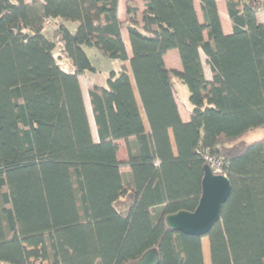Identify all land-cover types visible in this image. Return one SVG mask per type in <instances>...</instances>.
<instances>
[{"label": "trees", "instance_id": "1", "mask_svg": "<svg viewBox=\"0 0 264 264\" xmlns=\"http://www.w3.org/2000/svg\"><path fill=\"white\" fill-rule=\"evenodd\" d=\"M142 1L140 22L133 0L120 22L118 0H0V264H129L151 249L158 264H204L202 238L165 224L197 207L204 156L231 186L209 264H264V25L244 0H225L229 35L216 0H198L201 20L193 0ZM89 48L118 65L88 91L97 143L79 84L99 75ZM170 50L180 72L165 67Z\"/></svg>", "mask_w": 264, "mask_h": 264}, {"label": "crops", "instance_id": "2", "mask_svg": "<svg viewBox=\"0 0 264 264\" xmlns=\"http://www.w3.org/2000/svg\"><path fill=\"white\" fill-rule=\"evenodd\" d=\"M24 2L28 3L29 0H24ZM133 2L138 7L139 12L137 14V20L140 22L141 18H142V12H143V1L142 0H133ZM193 3H194V7H195V11H196L197 17H198L199 20H201V15H200V10H199V2H198V0H193ZM216 7H217V11H218L219 20H220V24H221V28H222L223 34L224 35L231 34L232 25H231V22L229 20L228 14H227L225 0H216ZM125 12H126V2H125V0H118L117 17H118L120 22H124L126 20ZM256 19H257L258 23L264 25V11L260 15L257 14L256 15ZM121 36H122L123 43L125 45V49H126V52L128 54V57H130V47H129L127 32L125 30H122L121 31ZM200 60H201V63H202L203 74H204L205 80L211 81V79H212L211 71H210V68H209V66L207 64L206 58H205V56L203 55L202 52H200ZM163 61H164L165 67L167 69L175 70V71H178V72L181 71V64H180V61H179V58H178V53H177L176 50L168 51L164 55ZM91 64L96 69V71L99 72V75H96L95 77H90V78H89V76L83 75L84 77H86V79H87L86 83L88 85V88L85 91L83 90V102H84V106H85L86 113H87V119H88V123H89V126H90L92 140H93V142L97 143L98 142L97 131H96V127H95L93 116H92V112H91V107H90V102H89V97H88V91L90 90V88L92 86V82H94V81L97 82L100 85H103V82L105 80L106 74L108 72H110V71L117 70L118 69V65L115 62H111L110 61V65L107 66L108 68H106L105 70H100L99 68L95 67L93 63H91ZM66 65H67V69L70 71L71 70L70 65L68 63ZM180 85L181 84L178 81H174V84H173V95H174L175 103L177 105V110H178L180 119H181V121L183 123H187L190 120L191 106H190V104L188 102V93H187V91H184L183 87H181L182 85L181 86ZM179 97H180V99L178 100ZM143 120H144V118H143ZM144 125H145V129L147 130V126L145 124V120H144ZM258 132L259 131L256 130V131H253V132L249 133L247 136H249L251 134H255L251 138L252 140H249V141L254 142V141L260 139L262 136L259 135ZM249 141H247V142H249ZM118 144H119V150H118V153H117V158L123 164V163L126 162L125 145H124L123 141H119ZM123 152H124V159L120 160L118 154L120 155ZM125 167H126V171H121V167H120V172L125 176L127 182H129L130 181L129 169H128L127 166H125Z\"/></svg>", "mask_w": 264, "mask_h": 264}, {"label": "water", "instance_id": "3", "mask_svg": "<svg viewBox=\"0 0 264 264\" xmlns=\"http://www.w3.org/2000/svg\"><path fill=\"white\" fill-rule=\"evenodd\" d=\"M231 192L227 176L214 175L208 165L203 166L201 196L193 212L180 211L165 217L168 229L188 236L203 238L220 219L223 205ZM156 249L146 252L140 259L129 264H158Z\"/></svg>", "mask_w": 264, "mask_h": 264}, {"label": "rangeland", "instance_id": "4", "mask_svg": "<svg viewBox=\"0 0 264 264\" xmlns=\"http://www.w3.org/2000/svg\"><path fill=\"white\" fill-rule=\"evenodd\" d=\"M244 2L249 4L250 6H252L258 15L263 13V11H264V0H244ZM53 27H54V25L50 24L49 26H46L44 28L43 31H44V34L46 37L50 38ZM86 53H87V56H88L90 62L93 63L94 66L99 68L100 70H105L106 68H108L107 66L110 65V61L103 58V56L96 49L89 48V49H87ZM58 64L64 71H68L66 62L59 61ZM86 82H87L86 77L81 76L79 78V84L81 86L82 95H83V90L85 91L88 88V85ZM181 87H183L184 91H186L184 86H181ZM179 99H180V97L178 98V100ZM257 131H259L258 132L259 135L263 136L262 130H257ZM254 135L255 134H251L249 136H246L245 140L246 141L252 140L251 138ZM249 142H251V141H249ZM118 156H119L120 160H123L124 159V152L121 153L120 155L118 154ZM121 171H126V167L124 166V164H122V166H121ZM201 243H202V249H203V262H204V264H209V250H208L207 238L203 237L201 239Z\"/></svg>", "mask_w": 264, "mask_h": 264}, {"label": "built area", "instance_id": "5", "mask_svg": "<svg viewBox=\"0 0 264 264\" xmlns=\"http://www.w3.org/2000/svg\"><path fill=\"white\" fill-rule=\"evenodd\" d=\"M49 26V21L46 20L44 22V27ZM204 161L205 165H208L209 168L211 169L212 173L214 175H223L226 176L224 173V164L220 160H218L215 157H209V156H204Z\"/></svg>", "mask_w": 264, "mask_h": 264}]
</instances>
